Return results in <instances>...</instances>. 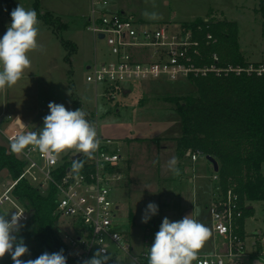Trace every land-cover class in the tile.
<instances>
[{
	"label": "rangeland",
	"instance_id": "374dc122",
	"mask_svg": "<svg viewBox=\"0 0 264 264\" xmlns=\"http://www.w3.org/2000/svg\"><path fill=\"white\" fill-rule=\"evenodd\" d=\"M84 1L78 0L79 12L73 11L70 13L72 15L62 18V22L67 24L66 29L60 30L62 23L52 19V29H56L53 34L51 28L40 23L38 43L42 45V50L29 53L31 68L25 71L27 78H21L15 86L7 88L9 108L14 112L24 113L26 118L30 112L33 117L39 109V115L28 129L38 132L43 127V118L49 114L50 102L63 104L72 111L80 108L79 101L83 102L88 119L95 122L100 140L110 141L109 150L118 151L123 158L124 164L121 167L124 179L119 182L118 190L111 198L122 206L123 213L130 216L131 225L127 226V231L133 254L139 255L143 251L145 239H153L148 234L152 221L158 219L160 228L165 217L170 221H178L190 209H195V218L210 230L209 239L200 249L203 254H210L213 251L211 247L219 245L218 242L212 243L209 211L210 201L218 186L214 176L218 173L206 156L199 155L196 162H192L190 156L182 159L177 157L174 138L182 135L183 126L175 105L169 100L196 94L197 89L186 80L176 82L161 78L127 83L129 93L113 102L100 97L96 99L95 87L86 79L87 67L94 64L96 59L99 63L107 62L111 55L107 42L97 39L88 30V22L83 15L91 9ZM107 1L110 10H124L126 14L133 15L145 24L177 23L187 26L188 23L214 16L212 20L217 23H237L239 47L250 51L247 59L251 62L264 60L262 20L257 14L258 0ZM145 13H156L158 18L151 19ZM63 43H68L67 48ZM72 44L77 46L75 50ZM3 100L5 97L3 91H0V115ZM2 120L0 144L10 147L3 135L10 120L6 116ZM133 136L137 138L131 139ZM159 137L166 139H158ZM69 151L75 150L64 153ZM172 157L178 159L179 175L167 168V162ZM8 182L11 183L12 178L1 171L0 195L7 188ZM11 197H14V193ZM22 203L20 201L21 205ZM149 203L158 205V213L147 223H142L141 218ZM251 206V215L243 220L244 242V221L247 231L246 245L244 243L247 256L243 257L241 263L255 264V261H260L264 264V202H252ZM14 213L15 210L9 203L0 207V214H7L6 218L9 220ZM66 222L68 220L58 221L56 229L59 234L66 231ZM23 228L37 229L36 220L30 219ZM113 251L115 248L111 246L110 252ZM121 254L117 264H134L128 255Z\"/></svg>",
	"mask_w": 264,
	"mask_h": 264
},
{
	"label": "built area",
	"instance_id": "2783aa9c",
	"mask_svg": "<svg viewBox=\"0 0 264 264\" xmlns=\"http://www.w3.org/2000/svg\"><path fill=\"white\" fill-rule=\"evenodd\" d=\"M108 5L107 0L94 1L87 24L88 30L97 38L104 35L102 40L107 42L111 55L109 61L95 63L88 68L86 79L94 85L96 99L100 97L113 102L128 92L127 83L137 81L166 78L189 83L191 78L209 75L226 78L230 75L264 74L263 64L258 67L254 64L221 66L220 54L213 51L218 39L211 33L204 34L205 27L217 23L212 20L215 16L202 20L205 27L201 24L194 26L195 22L187 26L177 23L145 24L133 15L99 9ZM14 123L11 124L15 126L13 132H3L8 143L9 137L19 130ZM110 143L101 141L91 159L76 151L53 157L43 156L38 150L29 148L22 154H15L24 164L23 172L0 196V207L9 203L18 214H23L20 223L24 225L32 218L33 211L20 206L18 198L11 197L12 193L15 196L17 185L25 181L44 194L54 188L55 215L60 221L68 220L66 231L59 234V240L67 250L70 264H83L99 248L111 257L108 264H117L121 253L128 255L134 264H148L153 239H145L143 251L134 255L127 231L130 216L123 213L122 206L111 198L124 179V173L121 167L123 158L118 151L109 150ZM77 155L80 157L74 160ZM189 156L192 162H196L199 155L189 153ZM74 161H82L83 166L73 170ZM64 167L65 171L61 172ZM214 180L218 181V187L209 211L213 232L222 239L223 247L213 254L198 252L192 264H242L245 245L238 234L239 221L243 219L239 196L232 190L226 195L222 192L219 173ZM111 246L115 251L110 252ZM0 264H4L3 258Z\"/></svg>",
	"mask_w": 264,
	"mask_h": 264
},
{
	"label": "trees",
	"instance_id": "16d2710c",
	"mask_svg": "<svg viewBox=\"0 0 264 264\" xmlns=\"http://www.w3.org/2000/svg\"><path fill=\"white\" fill-rule=\"evenodd\" d=\"M258 1L257 14L262 20L264 37V0ZM0 4L11 20L10 13L16 8L13 0H0ZM33 9L39 21L54 26L51 15L41 14L38 0H35ZM200 24L203 25L202 20L195 21L193 25ZM66 28L62 24L59 29ZM204 29V34L211 33L218 39L213 51L220 54L222 67H246L249 64L239 47L237 23L224 21ZM67 44L64 43L66 48ZM261 64L264 65V60L254 65L258 67ZM189 84L197 89L196 94L169 99L175 105L183 126L182 136L174 139L177 157L182 159L187 153L198 154L212 157L220 164L218 173L222 192L226 195L232 190L239 196L243 219L239 221L238 234L243 238V220L252 213L246 204L264 202V74L230 75L226 78L209 75L191 78ZM23 169L24 164L10 147L0 144V172L7 170L14 181ZM64 171L65 167L61 172ZM15 196L33 211L31 219L37 223V229L22 227L16 233L17 239L22 238L29 249L21 259H36L44 252L51 254L63 249L67 264H70L56 229L59 218L55 215V189L51 188L44 194L22 181L15 189ZM157 231L159 220L155 219L148 231L153 242ZM3 262L13 264L11 255L6 254Z\"/></svg>",
	"mask_w": 264,
	"mask_h": 264
},
{
	"label": "clouds",
	"instance_id": "9594fccd",
	"mask_svg": "<svg viewBox=\"0 0 264 264\" xmlns=\"http://www.w3.org/2000/svg\"><path fill=\"white\" fill-rule=\"evenodd\" d=\"M11 24L0 38V91L15 86L26 70L31 68L29 53L42 50L38 43V14L34 9H26L19 4L11 13ZM156 19V13H145ZM49 114L43 118V127L37 131L24 130L28 127L17 117L18 131L9 137L10 150L22 154L26 149L39 151L43 156H59L67 150H75L91 159L100 146V139L95 125L86 119L87 113L78 108L74 111L63 104L50 102ZM178 159L172 157L167 168L179 175ZM83 166L82 161L73 162V170ZM158 213V205L149 203L141 218L147 223ZM23 214L15 212L11 219L7 214H0V259L6 254L11 255L13 264H67L64 250L44 252L36 259L22 260L29 253L22 238L17 239L16 233L23 225L20 223ZM211 233L209 228L199 222L192 212L178 221H170L165 217L155 234L154 242L148 252V264H192L197 258ZM111 257L99 248L94 256L83 261V264H108Z\"/></svg>",
	"mask_w": 264,
	"mask_h": 264
},
{
	"label": "crops",
	"instance_id": "0c3cea01",
	"mask_svg": "<svg viewBox=\"0 0 264 264\" xmlns=\"http://www.w3.org/2000/svg\"><path fill=\"white\" fill-rule=\"evenodd\" d=\"M94 1H98V0H85L84 1V4L85 5H87V6H89L90 5V9L91 10H89V12H87L85 15H83L84 17H86V19H87V22H88V19H89V17H90V14H91V11H92V8H93V2ZM13 2H14V4H15V7H17L19 4H21L22 6H24L26 9H33V6H34V3H35V0H13ZM38 2H39V5H40V11H41V14L42 15H45V14H49V15H51V18H53L54 20L56 19V20H58V21H60L63 25H66V27H67V24H65V23H63L62 22V18L63 17H67V16H69V15H72V14H70V13H72L73 11H77V12H79L80 11V3L78 2V0H38ZM85 2H87V3H85ZM99 9H109V11H112V10H110V8H109V5L106 7V8H104V7H100ZM112 12H115V11H112ZM120 12V11H119ZM121 12H123V13H125V11L123 10V11H121ZM89 13V14H88ZM0 38H2L3 37V35L5 34V32H6V30H7V27L11 24V20H10V18L7 16V14H6V12H5V10H4V8L1 6V4H0ZM6 20H7V22L8 23H6ZM44 23L43 21H40V23ZM88 24V23H87ZM44 26L45 27H48V29H50V30H52V33L54 34V32L55 31H53L54 29H52L53 27L52 26H49V25H46V24H44ZM88 26V25H87ZM238 30H239V26H238ZM56 33V32H55ZM97 39H99V38H97ZM239 39H240V36H239ZM63 45H64V43H63ZM73 45V44H72ZM65 46V45H64ZM74 46V48H73V50H75V48L77 47V46H75V45H73ZM71 52H73V51H71ZM241 52H242V54H243V56H244V58H245V60H247L246 62L247 63H250V64H253V63H262L263 62V60H261V61H258V62H254V61H249L247 58V56L248 55H250V51H246V50H244V49H242L241 50ZM248 52V53H247ZM247 53V54H246ZM71 54V53H70ZM95 63H99L98 61H97V59L95 60V62H94V64ZM93 65V64H92ZM91 65H89L88 67H87V70H88V68L90 67ZM27 73H24L23 74V77H22V79H25V78H27ZM130 90V89H129ZM129 90H128V92H127V94L129 93ZM7 92H8V90H7V88L3 91V94H4V97H5V100H3V107H2V114L0 115V124L2 123V117L3 116H6L7 118H9V120H10V122H9V127L5 130L6 132H8V133H11V132H13L14 130H15V126L14 125H11L12 124V122L13 121H15V123L14 124H16V120H17V117H19L21 120H22V122L26 125V126H28L24 131L25 132H27L28 131V129H29V126L31 125V123L36 119V116L37 115H39V113L40 112H38L39 111V109L37 110V112H36V114L32 117V116H30L31 115V112H30V114L27 116V118L24 116V113L22 114V113H17V112H14L13 110H11L10 108H9V105H8V101H7ZM95 94H96V90H95ZM95 98H96V95H95ZM80 102V108L82 109V110H84V103L83 102H81V101H79ZM85 112H87V111H85ZM89 113H90V111H89ZM182 136V135H181ZM181 136H179V137H181ZM179 137H177V138H179ZM136 139L137 138V136H133V137H131V139ZM177 138H174V139H177ZM128 139V138H127ZM126 139V140H127ZM158 139H166V138H161V137H159ZM5 147H7L8 148V146H6V145H4ZM175 147H176V145H175ZM186 156H189V153H187L186 154ZM185 156V157H186ZM122 164H124V162H122ZM4 173H6L7 175H9V173H8V171L7 170H4V172L2 171V174H4ZM263 175H264V166H263ZM10 176V175H9ZM13 181V180H12ZM9 183L10 182H8L7 184L9 185ZM218 187V186H217ZM4 193V192H3ZM2 193V194H3ZM215 194H216V192H214V194H213V197H212V199H211V201H210V204H211V202H212V200H213V198H214V196H215ZM1 196V195H0ZM14 198H17V197H15L14 196ZM18 203L20 204V200L18 199ZM252 205V203H248V205L246 204V206L249 208V209H251L252 211H253V207L251 206ZM20 206H24V207H26L25 206V204H23L22 203V205L20 204ZM209 207H210V205H209ZM15 210V209H14ZM15 212H16V210H15ZM194 213V216H195V209H190V210H187L186 212H184L183 213V218L186 216V215H189V214H191V213ZM196 217V216H195ZM11 219V218H10ZM212 220V219H211ZM130 225H131V221H130ZM244 230H245V245H246V238H247V231H246V228H245V221H244ZM212 238H213V242L212 243H215V242H218L219 243V245H217V246H213V247H211V249L213 250L210 254H213L214 253V251L215 250H218L219 248L221 249V247H223V245H222V243H223V241H222V239H220V238H218V237H216L215 236V234H214V232H213V224H212ZM217 243V244H218ZM199 252L200 253H202L200 250H199ZM203 254V253H202ZM244 256H247V253L245 252V255ZM243 256V257H244ZM243 257H242V259H243ZM242 259H241V261H242Z\"/></svg>",
	"mask_w": 264,
	"mask_h": 264
},
{
	"label": "water",
	"instance_id": "95a60500",
	"mask_svg": "<svg viewBox=\"0 0 264 264\" xmlns=\"http://www.w3.org/2000/svg\"><path fill=\"white\" fill-rule=\"evenodd\" d=\"M99 39H104V35H100ZM125 95H127V92L125 93ZM80 157V155H77L74 157V160L78 159ZM207 160H209V162L213 165L214 170L218 173L220 170V166L219 163L212 157H207ZM255 264H262L260 261H255Z\"/></svg>",
	"mask_w": 264,
	"mask_h": 264
}]
</instances>
